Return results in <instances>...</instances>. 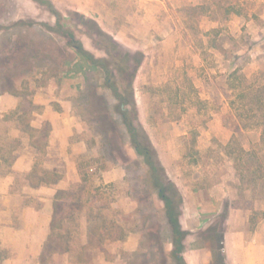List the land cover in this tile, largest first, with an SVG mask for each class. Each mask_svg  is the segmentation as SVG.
Returning a JSON list of instances; mask_svg holds the SVG:
<instances>
[{
    "label": "rangeland",
    "instance_id": "1",
    "mask_svg": "<svg viewBox=\"0 0 264 264\" xmlns=\"http://www.w3.org/2000/svg\"><path fill=\"white\" fill-rule=\"evenodd\" d=\"M66 30L130 86L127 117ZM261 51L264 0H0V264H180L127 121L182 212L183 257L264 264V195L238 198L224 91L234 56L252 76Z\"/></svg>",
    "mask_w": 264,
    "mask_h": 264
},
{
    "label": "trees",
    "instance_id": "2",
    "mask_svg": "<svg viewBox=\"0 0 264 264\" xmlns=\"http://www.w3.org/2000/svg\"><path fill=\"white\" fill-rule=\"evenodd\" d=\"M199 8L198 5L192 6V9ZM241 14L242 9L236 6H227L225 13ZM216 29V28H212ZM69 35L71 46L88 59L92 66H101L106 69L107 80L111 83L112 89L117 96V99L121 102V110L123 115L127 117L126 110V96L130 91V86H127L124 91H120V88L116 84L114 79L115 75L113 70L108 68L107 60L104 58L95 57L92 53L86 50L73 31L66 30ZM254 73L252 76L244 70L243 62H240L241 56H234L233 67L230 72L225 74L224 82L228 89H233L236 96L235 102H232V114H231V125L233 126L232 137L227 140L225 149L234 161L236 174L238 176L240 187L238 190V198H244L247 192L254 193V197L258 193L264 195V52H258L254 54ZM252 56L249 53L248 57ZM226 93V92H225ZM127 125L130 127L133 138L134 146L138 153L145 155L146 161L149 163L152 169V179L159 188L160 195L164 200L166 207L167 220L170 225L172 232V243L174 245L172 254L179 261L180 264H188L183 255L182 251L184 248L183 240L188 233L183 228L179 218V211L175 205L173 198L169 197L164 192V182L161 175L162 165L159 161L152 156L149 149L143 145L139 140V134L137 139L136 129L132 124L127 121ZM256 131L260 134V140L258 143L248 142L245 143L240 139L242 133ZM258 190V191H257ZM264 198V196H263ZM245 199V198H244ZM254 198H252L253 200ZM251 200V201H252ZM249 201V200H247ZM257 218L252 216L251 223L255 224Z\"/></svg>",
    "mask_w": 264,
    "mask_h": 264
},
{
    "label": "crops",
    "instance_id": "3",
    "mask_svg": "<svg viewBox=\"0 0 264 264\" xmlns=\"http://www.w3.org/2000/svg\"><path fill=\"white\" fill-rule=\"evenodd\" d=\"M184 211H185V210H184ZM227 252H228V251H227ZM228 257L230 258V255H229V254H228ZM184 258L186 259V262H187L188 264H193V263H194L193 260H191L190 257L187 256L186 253L184 254ZM230 264H257V263H255L254 260L251 261V262H247V261H244V262H236V261L230 259Z\"/></svg>",
    "mask_w": 264,
    "mask_h": 264
}]
</instances>
